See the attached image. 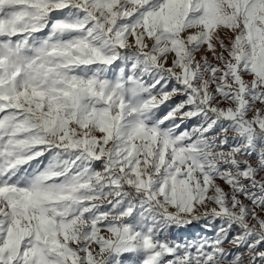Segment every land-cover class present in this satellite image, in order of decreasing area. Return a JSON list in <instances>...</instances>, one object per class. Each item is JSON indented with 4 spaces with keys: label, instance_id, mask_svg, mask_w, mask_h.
Segmentation results:
<instances>
[{
    "label": "snow or ice",
    "instance_id": "6c2138e0",
    "mask_svg": "<svg viewBox=\"0 0 264 264\" xmlns=\"http://www.w3.org/2000/svg\"><path fill=\"white\" fill-rule=\"evenodd\" d=\"M0 264H264V0H0Z\"/></svg>",
    "mask_w": 264,
    "mask_h": 264
},
{
    "label": "rangeland",
    "instance_id": "374dc122",
    "mask_svg": "<svg viewBox=\"0 0 264 264\" xmlns=\"http://www.w3.org/2000/svg\"><path fill=\"white\" fill-rule=\"evenodd\" d=\"M197 230H198V227H197V229H193L194 232L197 231Z\"/></svg>",
    "mask_w": 264,
    "mask_h": 264
}]
</instances>
